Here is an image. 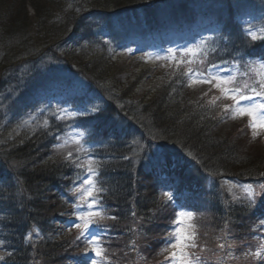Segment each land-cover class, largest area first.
<instances>
[{
	"label": "trees",
	"instance_id": "16d2710c",
	"mask_svg": "<svg viewBox=\"0 0 264 264\" xmlns=\"http://www.w3.org/2000/svg\"><path fill=\"white\" fill-rule=\"evenodd\" d=\"M250 12L264 15V0H0V95L5 94L0 97V125L5 123L0 128V264H79L84 259L86 244L75 239L79 230L58 237L72 213V182L84 174L83 167L69 162V152L80 164L86 158L102 161L99 180L107 189L102 203L117 217L103 222L108 228L103 244L113 258L108 264H166L160 251L168 223L184 207L195 214L205 264H262L245 257L263 236L253 222L261 203L255 209L233 201L225 183L264 181V152L251 155L231 135L220 134L221 106L192 95L183 71L170 75L152 99L138 102L109 78L110 50L150 36L159 42L168 28H176L184 42L207 25L218 28L220 36L204 48L206 56L201 54L205 69L211 63L227 66L259 58L264 39L250 41L237 22ZM50 59L81 76L84 88L98 89L102 106L89 120L41 114L12 137L15 127L45 105L39 98L44 86L75 85V79L44 76ZM248 123L244 120V129L250 133ZM73 128L84 132L86 152L57 149ZM158 156L167 163H157ZM173 165L181 167L176 173L184 183L180 179L175 187L187 194V205L181 204L180 194L159 202ZM193 169L210 184L190 186L185 176ZM32 229L42 238L26 244ZM218 243H225V249Z\"/></svg>",
	"mask_w": 264,
	"mask_h": 264
},
{
	"label": "rangeland",
	"instance_id": "374dc122",
	"mask_svg": "<svg viewBox=\"0 0 264 264\" xmlns=\"http://www.w3.org/2000/svg\"><path fill=\"white\" fill-rule=\"evenodd\" d=\"M10 1L12 0H8V3ZM27 12H29L30 16L33 15V11L29 7ZM158 14H162V12H158ZM125 19L128 20V17H125ZM239 21L242 24L243 29L247 34L248 31L251 30V32L257 35V39H259L261 35H264V33H262L261 31L262 29H264L263 14L248 13L247 15L239 18ZM132 25L133 27H137V23H133ZM206 27H208V25ZM214 32H215V28L210 27L206 30V33H203V36L201 38L196 39L193 42H189V41L184 42L183 40L178 38L179 36L177 34L176 28H168L166 31L162 32L163 37L164 36L165 37L159 42L153 36H150V38H148V40L146 41L131 40L128 43H126L124 46L123 44H121L120 48L115 47L117 48L116 50H110V52L112 51L110 54L112 61L109 64V68L112 69L111 75L109 77L111 80L110 83L112 85L115 84L120 90L128 89L129 95L133 97L135 102L143 101V100L147 101L149 99H152L157 92L156 90L158 89L161 91V89L164 86L163 82L166 81V79H168L170 75L174 74L176 70L177 72L183 71L185 72V74L188 73V70L190 68L193 71L205 70V67L202 66L203 63H201L203 59H200L201 54L203 53L199 50L198 46H203L205 48L208 46V44L214 41L215 38L209 41L207 45H202V42L208 39L207 34H212ZM102 37L104 40L111 41V39H109L107 34H104ZM169 49H171L173 53L176 54L177 60L183 58L185 60L191 59L193 62L191 64L177 63L176 60L164 59V57L170 56ZM187 49H192L193 52L187 53L186 52ZM60 54L66 57L67 53L62 52ZM86 54H90V53L86 52ZM59 58L62 59V56L60 55ZM58 62L59 63L54 62L53 60L50 59L47 68L43 69V72L46 73L44 76L48 77L49 80L53 78H58L64 82H68L71 79H75V85L70 87L60 86V85L52 86L50 84L47 87L44 86L45 88H43V90L40 91L39 98L40 100L45 101L46 104L42 105L37 111L36 110L33 111L32 114H30L26 119H24L21 122V124H19V126L15 127L11 133L12 137L18 135L21 132V130L27 127L30 123H32L33 120H37V118L41 116V112H44V116L46 115V117H50L51 115L57 120L73 121L74 118L78 115H82L83 117L86 118V120H89V118L91 119L94 116H96V112L89 113L83 110L91 109V108H98V109L101 108L102 106L101 100L103 101V98L102 95L98 92V89L95 88L94 91L88 92V87L84 88L86 81L81 76H76L72 73L70 74L68 69L67 70L64 69L67 67L62 63V61H58ZM253 66L254 69L260 70V61L253 63ZM229 67H231V65ZM223 68L226 69L228 67H223ZM52 70H54V72ZM187 80L189 85L188 89L190 90L189 92L192 95L197 97H202L205 100H207L208 103H216L218 104L217 107L221 106V109L218 111V116L220 117V120L223 124L221 125L220 134H223L225 136L231 135L234 140H236L239 144L243 146L242 150L245 151L246 149H248V152L251 153V155L256 156L258 153L264 152V131H260L258 129L257 131L260 132V135L257 136L256 138H253L251 132L248 133L244 129V120H249L248 117H244V118L237 117L235 119H232L230 112L228 114L224 112V107L226 105L229 106V108H231L230 103L233 100L227 98L218 88L214 87L212 84L192 83L189 80L188 75H187ZM244 82L245 81L243 78L239 76L237 77L238 85L242 86ZM0 85L2 84L0 83ZM223 87L228 89L231 88L232 85L230 84L223 85ZM0 92L3 93L1 89ZM4 95H0V97H4ZM221 95H223V97L225 98V99L223 98L225 102L220 99V97H222ZM257 100L259 101V98H257ZM65 110H67V112ZM68 113H76V115L72 117L68 115ZM222 116L225 118H222ZM57 117H63V118L59 119ZM4 125L5 123H2V125H0V128L3 127ZM81 133H83V136L80 135ZM77 139L80 140L79 146L76 144ZM83 139H85L84 132L73 128V130L65 138L62 139L57 149L59 151L61 149L63 152H65V149L68 147H75V148L79 147L81 149L80 151H84L86 150V148H83L81 146ZM65 141H67L66 145H65ZM61 145L64 146L61 147ZM89 159L93 161L92 158H86L81 161V164L83 165L84 168V175L80 181H82L87 175V167L89 166L87 164V161ZM93 162H94L93 166H95L96 162L95 161ZM172 169L174 173L166 179V183H164L163 186L164 189L159 195L160 203L167 201V197L164 196V192H169L172 197L176 195L179 196L180 194L182 195V197H184V201L186 200L187 194L184 193L183 195L182 192H180V190H178V188L175 187V184L181 179L178 178V175L181 173L180 172L176 173V170L181 169V167L178 168L177 165H173ZM185 177L190 186L192 184L194 185L210 184V181L197 175L194 169L192 171L190 170ZM259 181L260 183L256 185L252 184L253 188L256 190L257 193H259L258 185L264 183L263 180H259ZM183 183L184 181L181 179L180 184ZM225 185L227 190L231 194L232 199L235 196L239 198L237 202H246V200L244 199L246 195L244 191V186H245L244 184L228 181L225 183ZM75 186L76 185H74L73 187ZM71 195L74 199V203L78 202V196L73 195L72 193ZM261 201H264V197L258 195L257 203L258 202L259 203L254 207L255 209L259 208L258 205L261 203ZM86 210H87L86 207H80L77 211L83 212ZM258 210L260 211V214L253 219V222L255 225H258V227H260L259 218L263 215V212L261 209ZM180 211H189V210L180 209L178 212ZM74 219L75 216L72 215V218L65 224V226L62 227L63 233H69L72 231L74 227H71V230H69V226L73 223ZM193 220H194V216L191 220H189L187 217H184L179 227L184 229L186 232H191ZM76 222L79 223L80 221H76ZM172 222L173 220L171 219V221L168 223V226H171V229L166 231V236H165L166 241L170 238H174L176 235V233L172 232V228L175 227V225L172 224ZM258 227L255 233L258 232ZM93 231L95 230L93 229ZM261 233H263L264 236V230L261 231ZM32 238H40V234L35 236L31 234V239ZM262 240H264V237L261 239V241ZM260 242L258 243L256 249L259 247ZM164 247L162 246L161 250ZM198 248L199 250H201V247ZM105 249H106V253H105L106 264H108L109 261H111L113 258L111 257V254L106 247ZM170 251L172 250L170 249ZM189 251L195 253L200 257L205 256L203 255L202 251L197 254L196 249H189ZM165 254L168 255V253ZM137 263L139 262L137 261Z\"/></svg>",
	"mask_w": 264,
	"mask_h": 264
},
{
	"label": "snow or ice",
	"instance_id": "6c2138e0",
	"mask_svg": "<svg viewBox=\"0 0 264 264\" xmlns=\"http://www.w3.org/2000/svg\"><path fill=\"white\" fill-rule=\"evenodd\" d=\"M264 33V29L261 30ZM248 34L251 36L252 40L257 39V35L251 30L248 31ZM261 39H264V35H261ZM208 41L204 40L202 45H207ZM199 50L207 55L203 46H198ZM214 51V49H213ZM187 53H192V49H187ZM170 56L164 57V59L176 60L177 63H187L191 64L193 61L191 59L177 60L176 54L169 49ZM260 61V70L253 69L251 64L245 62L243 65L240 63H235L231 67L223 68L221 65L211 63L203 71H193L191 68L188 70V78L192 83H208L212 84L214 87L218 88L227 98L235 102L234 106L229 108V106L224 107V112L228 114L231 113V118L235 119L237 117L249 118V123L247 127L250 129L252 137L256 138L260 135V131H264V55L259 57ZM203 63V61H201ZM243 69V70H242ZM244 79L243 85L237 84V77ZM232 85L231 88L226 89L223 85ZM259 98V101L257 100ZM67 112V110H65ZM83 111L89 113H95L99 111L98 108L84 109ZM68 115L74 117L76 113H68ZM62 119L63 117H57ZM27 123V122H25ZM47 123V122H45ZM83 136V133L80 134ZM67 141H65V145ZM76 144L80 145V140H76ZM64 145H61L63 147ZM81 149L77 147V152ZM69 162L74 164L76 167H83L82 164L77 163V159L73 158V153H68ZM128 159V157H124ZM156 162L159 164H166L167 160L165 157L158 156ZM89 165L87 167V175L82 181L73 180L75 187L70 189V192L73 195L78 196V202L72 204L74 209L73 215L75 219L73 223L69 226L79 229V234L75 238L80 240L83 238V242L86 244L84 259L79 262V264H106V249L104 247V233L108 231V228L104 225V221L117 220L115 215H109L107 210L103 206V196L107 194V189L102 186L101 181L99 180L100 171L99 168L102 164H96L93 166L94 162L89 159L87 161ZM86 186V187H85ZM259 193L253 188L252 185H245V200L246 207L253 208L257 203V196L264 197V183L258 185ZM164 196L168 200H172V196L169 192H164ZM234 201H238V197H233ZM80 207H86V211H77ZM261 209H264V201H261ZM132 215L135 216V211L132 212ZM194 216V213L191 211H180L175 214L173 224L175 225L172 228V232L176 233L174 238H170L165 242V247L161 250V255L168 253L164 257L165 261H168V264H205L202 258L196 255L193 252H190L189 249H196L200 247L197 243V233L195 231V226L193 225V230L191 232H186L184 229L180 228L179 225L182 223L184 217H187L191 220ZM260 226L264 227V215L260 218ZM76 221H80L77 223ZM95 228V231H93ZM225 229H227V224H225ZM33 231H36L33 229ZM37 235L39 233L37 232ZM31 240V235L27 237ZM42 238V237H41ZM133 245L135 242L133 241ZM218 248L221 250L225 249V243H218ZM228 248H231L232 245L228 244ZM170 249L172 251H170ZM90 250V253H89ZM204 249L201 248V251ZM11 255V253H9ZM228 256H232L231 252L227 253ZM251 255L253 258L261 260L264 264V240L260 242L259 247L253 252L245 253V257ZM4 260V256L0 255V261Z\"/></svg>",
	"mask_w": 264,
	"mask_h": 264
}]
</instances>
